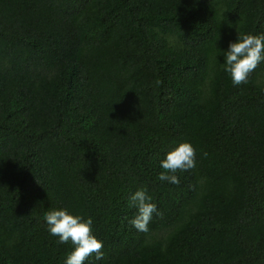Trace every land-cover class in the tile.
Here are the masks:
<instances>
[{"label":"trees","instance_id":"obj_1","mask_svg":"<svg viewBox=\"0 0 264 264\" xmlns=\"http://www.w3.org/2000/svg\"><path fill=\"white\" fill-rule=\"evenodd\" d=\"M240 34L264 0H0V264H65L64 209L103 242L84 264H264V61L233 85ZM181 143L195 168L159 180Z\"/></svg>","mask_w":264,"mask_h":264},{"label":"clouds","instance_id":"obj_2","mask_svg":"<svg viewBox=\"0 0 264 264\" xmlns=\"http://www.w3.org/2000/svg\"><path fill=\"white\" fill-rule=\"evenodd\" d=\"M224 56V71L227 72L234 86L247 83L249 75L264 61V34L238 35L237 42L230 43ZM196 151L189 143H181L174 150L169 151L160 162L163 171L158 175L161 181L179 184L175 173L189 171L196 166ZM146 190L136 191L130 198L131 205L137 213L130 221L139 232H148V224L153 213L160 215L157 206L150 202ZM45 222L50 235L58 238L61 244L71 243L73 250L67 254L65 264H84L89 256L96 260L103 259V242L92 233V219L86 221L80 216L69 214L64 210H50L45 214Z\"/></svg>","mask_w":264,"mask_h":264}]
</instances>
